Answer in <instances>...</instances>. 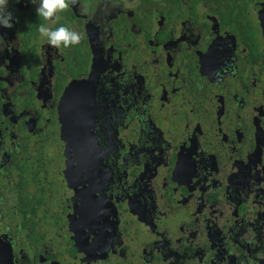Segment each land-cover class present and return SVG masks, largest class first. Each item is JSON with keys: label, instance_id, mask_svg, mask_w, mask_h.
Segmentation results:
<instances>
[{"label": "flooded vegetation", "instance_id": "af4514ba", "mask_svg": "<svg viewBox=\"0 0 264 264\" xmlns=\"http://www.w3.org/2000/svg\"><path fill=\"white\" fill-rule=\"evenodd\" d=\"M8 7L1 264H264V0Z\"/></svg>", "mask_w": 264, "mask_h": 264}, {"label": "clouds", "instance_id": "9594fccd", "mask_svg": "<svg viewBox=\"0 0 264 264\" xmlns=\"http://www.w3.org/2000/svg\"><path fill=\"white\" fill-rule=\"evenodd\" d=\"M17 3L20 0H16ZM37 5L36 12L39 18H42L47 23H41L38 26L40 37L46 39L49 45L55 49H65L78 46L82 41V36L79 32L70 29L66 26L57 28L51 25L57 24L61 20V13L69 10L70 6H75L79 0H31ZM14 16L9 11L8 0H0V26L11 29Z\"/></svg>", "mask_w": 264, "mask_h": 264}, {"label": "water", "instance_id": "95a60500", "mask_svg": "<svg viewBox=\"0 0 264 264\" xmlns=\"http://www.w3.org/2000/svg\"><path fill=\"white\" fill-rule=\"evenodd\" d=\"M8 258H10V253H8V254L2 253L1 254V252H0V264L2 262H4L5 260H7Z\"/></svg>", "mask_w": 264, "mask_h": 264}]
</instances>
